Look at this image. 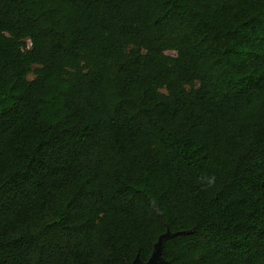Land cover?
Masks as SVG:
<instances>
[{
    "label": "trees",
    "instance_id": "16d2710c",
    "mask_svg": "<svg viewBox=\"0 0 264 264\" xmlns=\"http://www.w3.org/2000/svg\"><path fill=\"white\" fill-rule=\"evenodd\" d=\"M168 231L169 264H264V0H0V264Z\"/></svg>",
    "mask_w": 264,
    "mask_h": 264
},
{
    "label": "water",
    "instance_id": "95a60500",
    "mask_svg": "<svg viewBox=\"0 0 264 264\" xmlns=\"http://www.w3.org/2000/svg\"><path fill=\"white\" fill-rule=\"evenodd\" d=\"M172 236H174V234L168 231L166 234L162 235L159 238L158 242L154 246V252L147 263H143L141 262V260L137 258L133 264H169L163 259L162 254H163V245H164L165 240Z\"/></svg>",
    "mask_w": 264,
    "mask_h": 264
},
{
    "label": "clouds",
    "instance_id": "9594fccd",
    "mask_svg": "<svg viewBox=\"0 0 264 264\" xmlns=\"http://www.w3.org/2000/svg\"><path fill=\"white\" fill-rule=\"evenodd\" d=\"M213 182H214V179L212 181H209L210 184L213 183Z\"/></svg>",
    "mask_w": 264,
    "mask_h": 264
},
{
    "label": "rangeland",
    "instance_id": "374dc122",
    "mask_svg": "<svg viewBox=\"0 0 264 264\" xmlns=\"http://www.w3.org/2000/svg\"><path fill=\"white\" fill-rule=\"evenodd\" d=\"M171 54V53H170Z\"/></svg>",
    "mask_w": 264,
    "mask_h": 264
}]
</instances>
